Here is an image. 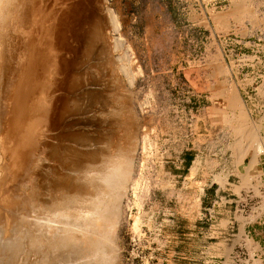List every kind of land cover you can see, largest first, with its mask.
Returning a JSON list of instances; mask_svg holds the SVG:
<instances>
[{"label": "rangeland", "instance_id": "rangeland-1", "mask_svg": "<svg viewBox=\"0 0 264 264\" xmlns=\"http://www.w3.org/2000/svg\"><path fill=\"white\" fill-rule=\"evenodd\" d=\"M32 3L27 94L23 43L0 64L5 264H264V0Z\"/></svg>", "mask_w": 264, "mask_h": 264}, {"label": "bare ground", "instance_id": "bare-ground-1", "mask_svg": "<svg viewBox=\"0 0 264 264\" xmlns=\"http://www.w3.org/2000/svg\"><path fill=\"white\" fill-rule=\"evenodd\" d=\"M34 2V1H33ZM245 9V8H244ZM33 3L32 0H0V64L2 67H4L5 72L7 73L8 69L9 72L11 74H13L17 68H21L22 67V72L23 74H25L24 77H26L25 79V91L26 94L29 91V88L32 84V27H33V20H34V14H33ZM250 13V12H249ZM20 14L22 15L21 19H20ZM41 14V13H40ZM116 20V19H115ZM115 22V21H114ZM117 23V22H115ZM116 25V24H115ZM116 29V28H115ZM23 43V48H22V55H23V62H22V66L20 65L19 67L17 66L16 69L13 70V64L15 63L16 66V61L19 57V53L21 52V44ZM19 63V61H18ZM14 66V68H15ZM2 75V73H1ZM12 75H9V77ZM6 77V76H5ZM6 79V78H5ZM23 79V78H22ZM7 80V79H6ZM22 83V82H21ZM20 84V83H19ZM22 85V84H20ZM6 86V85H5ZM7 86H9L7 84ZM6 86V87H7ZM20 88V87H19ZM22 88V87H21ZM7 90V89H6ZM11 89H9V91L7 90V95H9L8 93L10 92ZM15 90V89H14ZM21 90V89H20ZM17 91V90H16ZM19 92V91H17ZM21 93V92H20ZM19 93V95H21ZM14 94H16V92H14ZM17 96H11L10 93V97L9 100H12L14 102L18 101L20 98L18 96V94H16ZM23 95V94H22ZM24 96V95H23ZM8 99V98H7ZM22 99V98H21ZM13 102V103H14ZM10 103V102H9ZM11 104V103H10ZM9 104V105H10ZM16 105V103H15ZM14 106V105H13ZM6 107V106H5ZM9 110V109H8ZM8 118V117H7ZM13 120V119H12ZM10 122V121H9ZM12 124V123H11ZM8 132V130H7ZM11 132V131H10ZM9 135V134H8ZM256 135V134H255ZM126 156V155H125ZM113 159V158H112ZM122 160V159H121ZM125 160V159H124ZM126 161V160H125ZM128 161V165H129V160ZM116 162H119L116 160ZM115 161H112L111 166H107L110 167L108 169V173L107 175V184L114 188L112 189L113 192L115 193V189L123 188L121 186L126 185L125 182H127L128 180V165L127 162L125 163H116ZM198 164L199 161L197 160L195 162V164L193 165V169L192 172L195 173L196 170L198 169ZM109 165V164H108ZM128 166V167H127ZM131 168V167H130ZM130 171V169H129ZM104 175V174H103ZM99 176V175H98ZM220 177V176H219ZM247 179L250 180L251 177H249V175L246 177ZM223 180V179H222ZM125 183V184H124ZM127 188V187H126ZM122 190V189H121ZM98 191V190H97ZM96 191V193H97ZM108 195V194H107ZM109 196V195H108ZM113 196V195H112ZM112 198V197H111ZM113 199V198H112ZM104 200V199H103ZM109 203V202H108ZM100 205H98L99 208ZM105 208V207H104ZM110 209V207H108ZM112 208V207H111ZM101 209V207H100ZM100 209H98V213L100 214L101 211H99ZM115 209V208H114ZM95 210V209H94ZM102 210V209H101ZM111 210V209H110ZM106 211V210H103ZM102 211V213H103ZM100 214L101 218L103 219V217L105 216L104 214ZM98 214V215H99ZM99 215V216H100ZM103 215V217H102ZM95 216V215H94ZM98 216V217H99ZM110 216V215H109ZM97 217V218H98ZM65 218V217H64ZM91 218V217H90ZM99 218V219H101ZM115 219V218H113ZM51 220V219H50ZM91 220V219H90ZM48 221V220H47ZM89 221V220H88ZM97 221V220H96ZM101 221V220H100ZM116 221V220H115ZM50 223V222H49ZM106 224V223H104ZM109 225V224H108ZM94 226V225H93ZM97 226V225H96ZM95 227V226H94ZM67 228V227H66ZM69 228V227H68ZM98 228V227H97ZM102 228V227H101ZM91 229V228H90ZM69 230V229H68ZM71 230V229H70ZM87 230V229H86ZM89 230V229H88ZM104 230V229H103ZM80 231V230H79ZM70 232V231H69ZM76 232V231H75ZM87 233V232H86ZM95 233V232H94ZM93 233V234H94ZM21 234V233H20ZM84 234V232H83ZM88 234V233H87ZM99 236V235H98ZM101 236V235H100ZM1 237V234H0ZM20 237V236H19ZM2 238V237H1ZM31 239V238H30ZM71 239V238H70ZM101 239V238H100ZM1 240V239H0ZM3 240V239H2ZM48 240V239H47ZM7 241V240H6ZM67 241V239H66ZM72 241V240H71ZM74 241V240H73ZM83 241V240H82ZM89 241V240H87ZM86 241V244H87ZM48 242V241H47ZM64 242V241H63ZM91 242V241H89ZM102 242V239H101ZM67 243V242H66ZM76 243V242H74ZM73 243V244H74ZM94 243V241H93ZM6 244V243H5ZM96 244V247L100 244V242L98 241V244ZM3 245V244H2ZM11 245V244H10ZM14 244H12L13 246ZM50 245V244H49ZM5 246V245H4ZM15 246V245H14ZM30 246V245H29ZM46 246V244H45ZM93 247H95L94 245H92ZM91 246V247H92ZM44 247V246H43ZM65 247V246H64ZM2 248H4L2 246ZM12 249V248H11ZM69 249V248H68ZM67 249V250H68ZM78 249V248H77ZM88 249V248H87ZM91 249V248H90ZM95 249V248H94ZM255 249V248H254ZM79 250V249H78ZM3 251V249H2ZM12 251V250H11ZM112 251V250H111ZM1 252V250H0ZM100 253V252H99ZM102 253V252H101ZM1 254V253H0ZM89 254V253H88ZM86 254V255H88ZM2 255V254H1ZM44 255V254H43ZM78 255V254H77ZM102 255V254H101ZM3 256V255H2ZM12 256V255H11ZM10 256V257H11ZM80 256V255H79ZM10 257L8 258V260L10 259ZM14 257V255H13ZM108 258V257H107ZM3 259V260H2ZM47 259V256H46ZM10 261V260H9ZM72 261V260H71ZM11 262V261H10ZM45 262V261H44ZM99 262V261H98ZM6 261H4V258H2L0 256V264H5ZM8 264V263H7ZM97 264V263H96Z\"/></svg>", "mask_w": 264, "mask_h": 264}]
</instances>
